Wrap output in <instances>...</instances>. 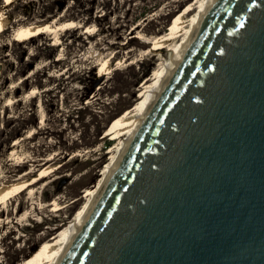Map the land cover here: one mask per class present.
<instances>
[{
  "label": "water",
  "instance_id": "obj_1",
  "mask_svg": "<svg viewBox=\"0 0 264 264\" xmlns=\"http://www.w3.org/2000/svg\"><path fill=\"white\" fill-rule=\"evenodd\" d=\"M56 264H264V0H209Z\"/></svg>",
  "mask_w": 264,
  "mask_h": 264
},
{
  "label": "rangeland",
  "instance_id": "obj_2",
  "mask_svg": "<svg viewBox=\"0 0 264 264\" xmlns=\"http://www.w3.org/2000/svg\"><path fill=\"white\" fill-rule=\"evenodd\" d=\"M193 1H16L8 12L10 22L24 15L55 25L71 21L72 27L1 51V55L9 54L3 58L0 74V158L4 159L18 137L21 161L52 158L54 172L46 185L39 184L32 193L24 192L8 203L10 215L8 219L4 215L0 229V264H28L43 244L41 237L57 235L75 217L87 198L85 189L100 179L116 153L119 138L109 135L110 123L140 101L143 84L169 57L167 51L150 53V42L168 32L173 18ZM107 59L109 72L99 75ZM13 85L19 91L9 104L3 93ZM31 89L35 92L30 93ZM4 103H8L6 110ZM32 130L39 133L34 139H24ZM6 163V170L13 166ZM7 176L5 181H11L17 173ZM57 198L63 209L56 213L50 204Z\"/></svg>",
  "mask_w": 264,
  "mask_h": 264
},
{
  "label": "bare ground",
  "instance_id": "obj_3",
  "mask_svg": "<svg viewBox=\"0 0 264 264\" xmlns=\"http://www.w3.org/2000/svg\"><path fill=\"white\" fill-rule=\"evenodd\" d=\"M16 1L17 0H0V74L3 72V64H2L3 58L8 56L9 54L8 53L1 55V51L3 49H5L6 47L12 48L14 43L29 44L42 34L56 32L54 30L58 28H60V30L68 29L72 25L71 21L60 22L58 25H55V23L52 21L42 22L41 20H37L38 18L37 19L35 18L36 19L35 21L34 20L31 21L29 19L30 17L25 18L26 16L24 17V15L23 16L18 15L15 18L12 17L13 20L10 22L11 17H9L8 12L16 7L15 5ZM208 2L209 0H195L193 2H190L183 8L182 11H180L173 18L172 24H170L171 26L168 32H166L165 34H158L152 39L149 45L150 53L159 52V50H161L162 52L167 51L169 53V57L161 63L160 68L155 69L153 71L151 78L143 84L144 89L142 93L139 94L140 101L135 106L125 110L122 114H120L110 123L109 135H112L113 138L115 137L119 138V143L115 147L116 153H114L110 157V162L103 169L100 179L93 186L85 189V194L87 198L84 204L79 208V210L77 211L75 217L71 220V222L68 223L66 226H64V228L61 231L59 230H58L59 232L57 231L58 233L57 235H53L48 239L46 237H41V240H43V244L36 251L33 252L31 258L28 260V264L57 263L60 255L62 254L64 245H66L68 242V238L71 234L72 229L77 226L79 220L81 219L84 212L88 208L90 201L100 189L104 179L107 177L108 172L110 171L113 164L117 160L121 149L124 147L125 143L129 140L133 131L135 130L138 124V120L143 116V112L147 109L148 105L150 104V100L153 92L159 90L160 85L164 80V77L167 73L168 67L170 66L171 62L175 60V58L179 55L182 47L186 44L189 36L194 32L199 22L200 14L205 12ZM135 29H137V27ZM58 36H55L56 38L55 40L58 39ZM136 38L140 39L139 36H136ZM143 43L146 42L144 41ZM109 69H110V65L107 59L100 66L98 74L104 75L109 72ZM11 85L12 84H10V87ZM2 86L0 87V89L3 88ZM18 91H19V87L14 86L11 90H4L3 96H5V98H8V103H9L10 101H13L12 99ZM30 91H31L30 93L35 92L34 89L33 90L31 89ZM7 94H9L10 96L8 97ZM7 104L6 106L4 105L5 107L3 108V110L7 109ZM43 118L44 117L41 116V118L39 119L41 125L44 124ZM29 132H31V130ZM29 132L27 133L28 134L27 136L25 135L26 137H24V139H34L36 134L39 133L38 131L33 132V130H32L33 133L29 134ZM20 142H21V138L18 137L15 138L13 140L12 146L9 147L10 149L8 150V153H6V155L4 156V159L0 158V208H1L0 229L3 228L4 226V223H2V219L4 215L7 217V219L9 218L10 215V210L9 208H7L8 203L11 202V200L13 201V198L19 197L24 192L32 193L33 189L36 186H38L39 184H45L48 181V179L51 177L50 176L51 173L54 172L53 167L50 165L52 158H48L45 161L43 160V162H41L42 160L36 161V160H32L31 158L28 161H21V159L23 158V154H21L20 151L22 149V148L20 149L19 146ZM6 162H11L13 166L10 169L6 170V164H7ZM33 165H35V167H33ZM24 166H31V167L27 169L23 168L24 169V170L22 169L23 171L21 170L17 172V169ZM54 169L56 168L54 167ZM15 173H17V176L14 179H12L11 181H5V179L8 177L7 175L15 176ZM23 203L27 204L26 201H24ZM20 204L21 202L18 204V206ZM32 204H34V202ZM50 206L53 207V211L55 210L56 213L59 212L61 209H63L58 198L54 199L50 204ZM38 209L44 210V207H38ZM27 220H29V218H27Z\"/></svg>",
  "mask_w": 264,
  "mask_h": 264
}]
</instances>
